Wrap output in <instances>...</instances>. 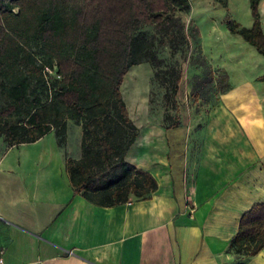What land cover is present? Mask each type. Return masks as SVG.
<instances>
[{
    "label": "crops",
    "instance_id": "crops-1",
    "mask_svg": "<svg viewBox=\"0 0 264 264\" xmlns=\"http://www.w3.org/2000/svg\"><path fill=\"white\" fill-rule=\"evenodd\" d=\"M262 74L232 85L203 118L176 114L177 125L138 132L126 158L158 180L146 199L104 206L75 193L66 163L82 156L83 126L74 120L63 144L55 129L12 146L0 136L5 264H264V246H230L241 216L264 201Z\"/></svg>",
    "mask_w": 264,
    "mask_h": 264
},
{
    "label": "trees",
    "instance_id": "trees-1",
    "mask_svg": "<svg viewBox=\"0 0 264 264\" xmlns=\"http://www.w3.org/2000/svg\"><path fill=\"white\" fill-rule=\"evenodd\" d=\"M260 1L249 0L251 26L228 18L227 28L264 56ZM191 9L190 0H0V136L12 146L55 129L63 144L74 120L83 126L82 156L66 163L75 193L104 206L150 197L157 178L126 158L139 134L121 87L132 66L149 61L174 102L181 71L164 66L157 45L175 53L188 43L176 11ZM148 24L155 32L141 33ZM209 73L218 94L230 90L225 69ZM164 119L180 123L171 113ZM241 217L230 246L255 254L264 246V201Z\"/></svg>",
    "mask_w": 264,
    "mask_h": 264
},
{
    "label": "rangeland",
    "instance_id": "rangeland-1",
    "mask_svg": "<svg viewBox=\"0 0 264 264\" xmlns=\"http://www.w3.org/2000/svg\"><path fill=\"white\" fill-rule=\"evenodd\" d=\"M260 2L263 7L264 0ZM190 3V12L176 11L185 24L188 43L175 53L167 43L157 45L164 66L174 65L181 71L182 80L174 102L166 100L167 86L154 77L155 68L149 61L132 66L124 77L121 90L130 115L139 126L138 132L150 124L163 131L167 113L191 119L214 112L232 88L218 94L209 73L211 70L225 69L230 74L231 85L256 80L264 72V56L227 28L228 18L245 26L253 24L249 0H228L226 6L216 0H190ZM261 16L264 28V13ZM140 32L150 35L155 27L148 24ZM202 79L207 82L201 84Z\"/></svg>",
    "mask_w": 264,
    "mask_h": 264
},
{
    "label": "built area",
    "instance_id": "built-area-1",
    "mask_svg": "<svg viewBox=\"0 0 264 264\" xmlns=\"http://www.w3.org/2000/svg\"><path fill=\"white\" fill-rule=\"evenodd\" d=\"M0 264H5V260L3 255H0Z\"/></svg>",
    "mask_w": 264,
    "mask_h": 264
},
{
    "label": "bare ground",
    "instance_id": "bare-ground-1",
    "mask_svg": "<svg viewBox=\"0 0 264 264\" xmlns=\"http://www.w3.org/2000/svg\"><path fill=\"white\" fill-rule=\"evenodd\" d=\"M134 93V92H133ZM138 95V94H137ZM136 97H138V96H136ZM134 99H135V97H133ZM131 99V98H130ZM130 99H129V101H130ZM133 102V101H132ZM140 105V104H139Z\"/></svg>",
    "mask_w": 264,
    "mask_h": 264
}]
</instances>
